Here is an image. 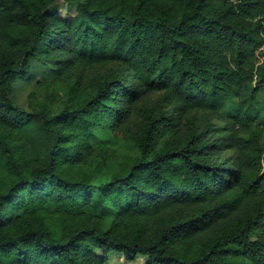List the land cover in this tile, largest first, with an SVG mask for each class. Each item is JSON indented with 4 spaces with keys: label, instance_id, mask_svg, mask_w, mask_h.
<instances>
[{
    "label": "trees",
    "instance_id": "16d2710c",
    "mask_svg": "<svg viewBox=\"0 0 264 264\" xmlns=\"http://www.w3.org/2000/svg\"><path fill=\"white\" fill-rule=\"evenodd\" d=\"M57 1L0 0V264H264V0Z\"/></svg>",
    "mask_w": 264,
    "mask_h": 264
},
{
    "label": "rangeland",
    "instance_id": "374dc122",
    "mask_svg": "<svg viewBox=\"0 0 264 264\" xmlns=\"http://www.w3.org/2000/svg\"><path fill=\"white\" fill-rule=\"evenodd\" d=\"M52 13H58L63 17L72 18L76 15V6L63 0H58L51 8ZM264 56V51L261 57ZM54 74L49 65L44 62L33 61L31 64V76L28 80H19L12 91L13 103L27 111H31L30 94L36 90V84L53 79ZM34 105V103H33ZM32 105V106H33ZM222 125L221 122H217ZM101 142H111L107 145L106 173L107 175L120 170L126 163H132L138 154L137 147L123 136L101 135ZM98 145V141H96ZM100 148V147H99ZM101 253V252H99ZM102 254V253H101ZM149 258L139 255L134 262H130L123 254L112 253L109 255V264H149Z\"/></svg>",
    "mask_w": 264,
    "mask_h": 264
}]
</instances>
